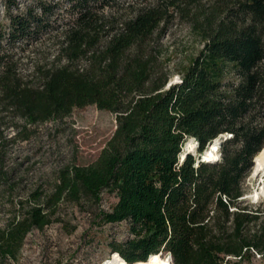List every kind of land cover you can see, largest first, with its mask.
<instances>
[{"label":"trees","instance_id":"trees-1","mask_svg":"<svg viewBox=\"0 0 264 264\" xmlns=\"http://www.w3.org/2000/svg\"><path fill=\"white\" fill-rule=\"evenodd\" d=\"M4 1L9 10L13 0ZM66 1L0 24V118L22 123L13 126L22 141L90 105L115 114L117 127L94 162L62 168L48 192L20 205L0 229V264L17 260L29 232L58 222L61 205L98 206L104 193L116 201L98 225L125 223L130 236L109 243L117 264L264 258V201L247 200L246 186L264 149V0H143L127 14L135 4ZM175 17L188 19L203 48L168 86L158 41ZM47 41L53 60L36 59L23 76L17 44L30 42L31 54ZM220 136L221 158L203 161ZM190 140L198 156L184 152Z\"/></svg>","mask_w":264,"mask_h":264},{"label":"rangeland","instance_id":"rangeland-1","mask_svg":"<svg viewBox=\"0 0 264 264\" xmlns=\"http://www.w3.org/2000/svg\"><path fill=\"white\" fill-rule=\"evenodd\" d=\"M39 2L57 3L63 9L68 6L66 0H13L8 10L5 1L0 0V24L7 28L8 14L24 15ZM129 3L135 5L133 9L124 11L126 14L145 5L143 0H122L120 7L126 8ZM203 4L206 9L210 6L208 2ZM199 9L203 11V7ZM158 44L161 63L170 76L168 86L180 81L181 73L203 48L201 37L183 17H175L167 23ZM30 51V42L18 43L15 49L19 53V71L23 76L30 75L31 65L36 59L49 62L55 54L53 41L38 44L35 53L30 54ZM4 115L0 118V229L17 215L21 204L24 208L30 206L32 192H48L62 168L94 162L117 127L115 114L90 105L74 109L63 120L32 127L29 139L22 141L16 137L17 130L13 127L22 123L13 119L11 114ZM227 138L220 136L207 150H215L221 158V144ZM193 144L195 151L191 154L198 156L196 144ZM184 152L188 153L186 147ZM254 166L246 179L247 200L251 202L250 197L256 194L264 181V174H254ZM115 201L113 196L104 193L98 206L61 205L59 221L42 230L29 232L17 260L11 264H103L112 261L109 243L127 240L130 237L127 226L125 223L99 226L96 216L101 210H109ZM262 201L264 195L260 194L256 203ZM165 257H158L155 264H168ZM242 264H264V258L254 256L251 262Z\"/></svg>","mask_w":264,"mask_h":264},{"label":"bare ground","instance_id":"bare-ground-1","mask_svg":"<svg viewBox=\"0 0 264 264\" xmlns=\"http://www.w3.org/2000/svg\"><path fill=\"white\" fill-rule=\"evenodd\" d=\"M175 83V82H174ZM193 139V138H192ZM193 140H190L186 144L187 152L192 153L195 151V145L193 144ZM215 144V143H214ZM212 146V145H211ZM210 146V147H211ZM213 148V147H212ZM215 149V148H214ZM203 161L208 162V163H214L216 162L219 157L217 156L215 150L213 149H208L206 150V153L203 154ZM254 164H255V169H254V174H264V149H262L254 158ZM263 176V175H262ZM256 177V176H255ZM258 178V177H257ZM263 179V178H262ZM264 180V179H263ZM256 193V198L255 201L258 200L260 194L264 195V181H262L259 189L255 192ZM252 195V194H251ZM253 196V195H252ZM263 197V196H262ZM157 256L154 258H151L147 264H155L157 262ZM168 261V260H167ZM103 264H116L113 261H107L104 262ZM164 264V263H163ZM166 264V263H165Z\"/></svg>","mask_w":264,"mask_h":264},{"label":"water","instance_id":"water-1","mask_svg":"<svg viewBox=\"0 0 264 264\" xmlns=\"http://www.w3.org/2000/svg\"><path fill=\"white\" fill-rule=\"evenodd\" d=\"M210 146H211V145H210ZM203 159H204V157H203ZM247 198H248V197H247ZM255 198H256V194L250 197V199L252 200L253 203H256Z\"/></svg>","mask_w":264,"mask_h":264}]
</instances>
